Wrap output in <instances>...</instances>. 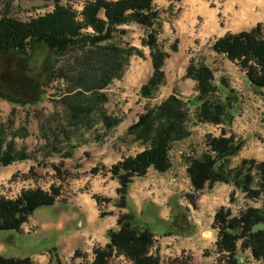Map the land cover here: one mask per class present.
I'll return each mask as SVG.
<instances>
[{
    "label": "rangeland",
    "instance_id": "1",
    "mask_svg": "<svg viewBox=\"0 0 264 264\" xmlns=\"http://www.w3.org/2000/svg\"><path fill=\"white\" fill-rule=\"evenodd\" d=\"M85 1L58 0L61 4L70 5L77 13ZM53 4L54 0H0V17L26 21L50 11ZM152 5L158 11L156 41L158 46L168 52V56L161 67L163 81L150 96L143 97L139 93L140 86L151 74L149 49L141 42L146 29L135 22H128L120 25L125 32L114 36L111 43L134 46L140 50L141 55L133 54L128 57L120 76L100 90L105 101L96 103L87 114L73 117L69 108L61 101V97L69 92L71 86L66 77L76 75L79 67L72 53L62 61L66 77L54 78L43 88L41 99L37 102L13 105L0 98V155L3 153L11 157L9 162L20 164V169L25 168L27 163H35L24 174L17 170L10 177L14 178L13 181L19 177L18 182H9L10 179L1 182L0 197L13 199L22 190L36 187L44 191H56L54 204L37 207L31 213L32 216L28 215L20 225L19 229L23 233L37 236L32 242L35 248H49L55 237L50 232L38 240L43 229L33 224L35 218L41 222L55 220L58 215L67 217L59 248L69 244L74 249L70 255H67L69 252H66V248L62 249L63 256H50L48 264H91L94 248L103 246H91L88 239L83 238L82 233L87 230L84 227V213L73 203L78 196L84 195L94 201L93 207L98 215L99 212L107 214L105 209L108 205L114 207L113 211L118 214L119 210L113 205L118 184L110 176L109 163L112 165L144 149L146 145L134 140L132 134H126L125 130L136 121L141 112L156 106L168 95H174L182 101H191L185 122L188 134L170 144L169 168L166 171L147 169L142 177L132 178L127 191L128 203L137 211L141 207L150 208L153 205L150 214L156 216L150 218L149 215L145 221L153 235L149 253L157 258V264H189V251H180L176 256L162 252V249H168L172 245L171 241H162L167 238L171 240L173 235L178 236L181 241H190V238L200 236V242L203 243L201 258L206 260L204 264L230 263V256L216 248L219 224L213 222L214 212L223 206L229 208L230 215H237L242 208L259 207L264 200L263 192L255 199L248 198L231 183L215 182L211 187L192 192L186 172L188 161L208 152V139L220 134L222 124L197 121L196 102L193 101L197 94L195 82L185 76L189 62L204 64L211 71L216 86H220L219 80L222 79L232 90V118L223 130L225 136L233 135L242 145L228 159L229 167L238 165L244 158L264 160V89L254 88L247 82L245 68L238 61L229 60L223 53L211 49L213 37H201L197 34V29L201 27L199 20L189 22L181 19L185 6L180 0H153ZM98 16L103 17L101 11ZM180 19L183 26H180L181 22L179 25ZM258 34L264 37V25ZM173 43L176 47L174 51L171 50ZM218 92L222 97L223 91ZM87 95L86 92L84 96ZM102 112L118 122L106 127L101 122ZM96 151L101 152L100 160H104V164L100 161L91 166V158ZM96 174L100 176L94 177ZM252 177L255 184L257 176L254 170ZM174 219L177 222L174 226L170 225ZM258 228H264V225L253 227V230ZM71 233L82 235L78 236L82 239L73 242L68 237ZM10 237H15L16 242L15 245H7L6 249L10 252L26 250L22 249L21 239L14 232L0 231V244L7 243ZM241 243L242 239L239 238L232 251L234 258L239 257L237 264H264V259L253 257L248 245L245 243L242 246ZM28 258L30 264H34ZM126 259L129 260L124 254L117 251L112 253L110 250L106 264H120Z\"/></svg>",
    "mask_w": 264,
    "mask_h": 264
},
{
    "label": "trees",
    "instance_id": "2",
    "mask_svg": "<svg viewBox=\"0 0 264 264\" xmlns=\"http://www.w3.org/2000/svg\"><path fill=\"white\" fill-rule=\"evenodd\" d=\"M153 0H86L77 13L70 5L54 0L53 8L26 21L12 17H0V98L13 105L33 104L41 99L42 90L54 78L66 77L62 61L70 53L79 66L70 80L69 92L61 101L73 117L87 114L96 105L105 101L100 91L112 79L118 78L128 57L141 55L131 45L119 46L111 43L114 36L123 34L120 25L135 22L146 29L142 44L149 49L151 74L140 86L143 97L150 96L163 81L161 69L168 52L156 41L158 11ZM102 12L103 17L98 16ZM264 24L257 23L247 31L226 32L211 43V49L223 53L229 60H236L245 68L247 82L257 89H264V37L259 30ZM175 44L171 50H175ZM74 61V62H75ZM185 76L195 82V115L199 122L222 124L220 134L208 139V152L190 158L186 166L193 193L215 182L231 183L246 197L255 199L264 193V160L241 159L239 164L229 167L228 159L241 147L242 142L233 135L225 136L224 126L230 123L233 104L232 90L221 79L213 83L212 73L202 63L189 62ZM218 91H223L220 97ZM87 96H84L85 93ZM190 100L182 101L168 95L156 106L146 108L136 121L125 130L134 140L145 144L134 156H127L110 165L108 171L118 186L113 205L119 210L115 228L105 232L108 242L102 248H94L91 264H106L111 248L124 254L131 264H157V258L149 253L152 232L146 225L150 208L139 211L129 205L128 187L133 177H142L151 168L164 172L169 168L168 148L174 141L188 134L185 126ZM101 122L113 126L118 122L101 113ZM11 157L0 155V164ZM257 180L253 184L252 172ZM56 191L27 188L13 199L0 197V231L18 232L37 207L54 204ZM109 200V199H105ZM106 215L99 212V217ZM213 222L219 224L216 248L230 256V263L237 264L233 257L236 241L246 243L255 258L264 259V200L259 207L247 206L237 215H230L229 208L220 206L213 214ZM0 264H30L28 256L5 257L0 254Z\"/></svg>",
    "mask_w": 264,
    "mask_h": 264
},
{
    "label": "crops",
    "instance_id": "3",
    "mask_svg": "<svg viewBox=\"0 0 264 264\" xmlns=\"http://www.w3.org/2000/svg\"><path fill=\"white\" fill-rule=\"evenodd\" d=\"M180 1L185 6V11L181 16V19L183 21L189 22L192 20H199L201 22V27L197 29V34L201 37H213V39H215L222 36L226 32L237 33L239 31H247L257 23L264 22V0ZM181 19L179 20V25L181 22L182 25L180 26H183L184 23ZM100 156V151L94 152V155L91 158V166L100 163V161L103 163L104 160H100ZM11 163L13 162H9L3 166L0 165V183L10 179V177L16 173L17 170L20 173H23L28 171L29 167L35 166V163L30 162L25 165V168L20 169V164L14 165ZM109 165H111V163H109ZM95 176L98 178L100 175L96 174L94 177ZM86 180L87 179H84V181ZM93 203L94 201H91V199L85 197L84 195H80L73 205L82 213H84V227L87 228V230L82 233L83 238L88 239V244L91 246L95 245L102 247L108 242L105 236L106 230L109 228H115L117 212L113 211L114 207H110L108 205L105 209V211L108 213L103 217H99L97 210L93 207ZM159 216L161 217L162 215L159 214ZM66 220L67 217L62 218L59 215L55 220L39 222L36 220V218L34 219L33 224H36L43 229L42 234L38 236V240L41 239L42 236L46 237L50 232L54 233L55 237L49 248H35L32 245V242L37 238V236L23 233L19 229L18 232H15V234L17 235V238L21 239L20 246H23L22 249L26 248V250L10 252L8 249H6L7 245H15L16 238L10 237L7 240V243L0 244V254L5 257L22 258L24 256H28L30 257L31 261L34 262V264H48L50 261V256H54V254L57 256H63L62 249L65 248L67 249L66 252H69L67 255H70L74 249V247L71 245L68 244L66 247L63 246L62 248H59L63 227L67 222ZM84 224L82 223V225ZM82 235H75L74 233H71L68 237L74 242L81 238L78 236ZM200 239V236H194V238H190V241H181L178 236L173 235L171 236V240L167 238L165 241H162V243H167L169 241L172 242L171 247L168 249H162V252H169L168 254L176 256L180 251H189L191 256L189 264H204L206 263V260L201 258L203 243L200 242Z\"/></svg>",
    "mask_w": 264,
    "mask_h": 264
},
{
    "label": "built area",
    "instance_id": "4",
    "mask_svg": "<svg viewBox=\"0 0 264 264\" xmlns=\"http://www.w3.org/2000/svg\"><path fill=\"white\" fill-rule=\"evenodd\" d=\"M14 180V179H13ZM13 180H10L9 182H11V181H13ZM16 182H18L19 181V177H16V180H15ZM15 181H13L14 183H15ZM1 192L2 191H0V194H1ZM115 252V250H113L112 251V253H114ZM120 264H130V261H128V260H123Z\"/></svg>",
    "mask_w": 264,
    "mask_h": 264
},
{
    "label": "flooded vegetation",
    "instance_id": "5",
    "mask_svg": "<svg viewBox=\"0 0 264 264\" xmlns=\"http://www.w3.org/2000/svg\"><path fill=\"white\" fill-rule=\"evenodd\" d=\"M176 222L177 221L174 219L170 225H173L174 226Z\"/></svg>",
    "mask_w": 264,
    "mask_h": 264
}]
</instances>
